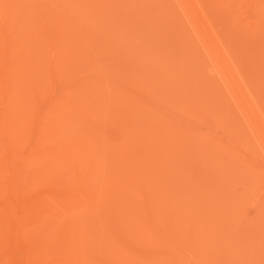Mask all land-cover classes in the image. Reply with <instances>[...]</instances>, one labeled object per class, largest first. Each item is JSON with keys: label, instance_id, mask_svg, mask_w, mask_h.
<instances>
[{"label": "rangeland", "instance_id": "1", "mask_svg": "<svg viewBox=\"0 0 264 264\" xmlns=\"http://www.w3.org/2000/svg\"><path fill=\"white\" fill-rule=\"evenodd\" d=\"M0 254L264 264V0H0Z\"/></svg>", "mask_w": 264, "mask_h": 264}, {"label": "bare ground", "instance_id": "2", "mask_svg": "<svg viewBox=\"0 0 264 264\" xmlns=\"http://www.w3.org/2000/svg\"><path fill=\"white\" fill-rule=\"evenodd\" d=\"M181 6H182V4H181ZM182 10L184 11V14H185V16L187 18H191L192 14L190 12H188L186 7L182 6ZM42 51H44V50H42ZM226 69H228V68H227V66L225 64H223V65L220 64L219 67L217 68V72H218L221 80L225 83L227 88L230 90L231 94L234 96V98L241 99L242 96H241L240 91L238 90V81L232 80L231 79V74H228L226 72ZM73 110H75V112L78 113L81 110V108L78 105H74L73 106ZM254 131L257 132L256 129H254ZM69 132L71 133V131H69ZM258 137H260V136L258 135ZM62 144L74 148L73 152H75V153H78V152L81 153L82 152V147L85 149V145L84 144L83 145L79 144V142H77L75 140L74 136L69 137L68 139L64 140L62 142ZM71 156L73 157V155H71ZM75 157H77V155H74V158ZM0 258H1V254H0Z\"/></svg>", "mask_w": 264, "mask_h": 264}]
</instances>
